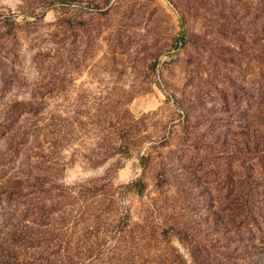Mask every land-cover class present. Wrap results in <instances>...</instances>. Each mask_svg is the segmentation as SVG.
Returning a JSON list of instances; mask_svg holds the SVG:
<instances>
[{
    "label": "rangeland",
    "instance_id": "1",
    "mask_svg": "<svg viewBox=\"0 0 264 264\" xmlns=\"http://www.w3.org/2000/svg\"><path fill=\"white\" fill-rule=\"evenodd\" d=\"M0 264H264V0H0Z\"/></svg>",
    "mask_w": 264,
    "mask_h": 264
}]
</instances>
